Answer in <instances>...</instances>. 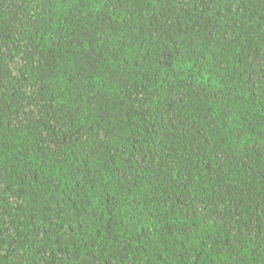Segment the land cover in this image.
Listing matches in <instances>:
<instances>
[{
	"label": "trees",
	"instance_id": "obj_1",
	"mask_svg": "<svg viewBox=\"0 0 264 264\" xmlns=\"http://www.w3.org/2000/svg\"><path fill=\"white\" fill-rule=\"evenodd\" d=\"M0 264H264V0H0Z\"/></svg>",
	"mask_w": 264,
	"mask_h": 264
}]
</instances>
